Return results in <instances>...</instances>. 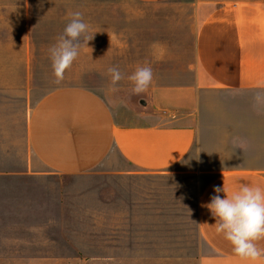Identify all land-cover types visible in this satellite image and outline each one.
Wrapping results in <instances>:
<instances>
[{
  "label": "crops",
  "instance_id": "crops-1",
  "mask_svg": "<svg viewBox=\"0 0 264 264\" xmlns=\"http://www.w3.org/2000/svg\"><path fill=\"white\" fill-rule=\"evenodd\" d=\"M0 1V58L7 67L0 72V137L20 129L32 159L22 168L0 169V258L63 257L59 226L67 224L81 176L94 180L89 225L159 234L174 225L176 179L199 181L213 162L221 169L249 162L217 175L196 206L206 248L197 264H248L216 232L204 205L217 186L229 194L242 184L264 188V0H183L184 53L178 52V21L160 19L168 38L151 48L165 51L159 64L167 70L152 80L173 84L154 87L140 109L64 86L43 94L26 113L39 42L32 35L45 29L31 25L34 0ZM130 1L155 6L172 0ZM50 2L58 7L56 20L59 0Z\"/></svg>",
  "mask_w": 264,
  "mask_h": 264
},
{
  "label": "rangeland",
  "instance_id": "rangeland-1",
  "mask_svg": "<svg viewBox=\"0 0 264 264\" xmlns=\"http://www.w3.org/2000/svg\"><path fill=\"white\" fill-rule=\"evenodd\" d=\"M34 4L37 14L36 17H31V25H43L45 30L32 35L33 42H39L35 56L37 64L30 67L34 77L29 82L30 98L24 107L25 113L43 94L56 87L86 88L112 104L123 103L140 109L141 103L147 100L154 87L173 84L169 81L152 80L146 92L136 95L132 91L134 83L128 77L138 67H151L153 74L158 71L162 74L167 70V66L159 64L165 51L151 48L153 43H157L156 47H159L168 38L166 30H163L164 33L159 30V27H163L160 19L178 21L177 41L181 43L178 52L184 53V33L187 32H184L183 0H172L155 6L141 5L130 0H59V17L56 20L52 17L58 8L55 2L34 0ZM77 11L82 13L83 21L89 25L86 35L93 38L89 41L81 38L78 57L71 68L65 71L63 81L57 84L54 82L49 50L63 34L71 19L70 14ZM6 20L13 22L16 19ZM167 24L166 22L164 26ZM1 63H5V60L0 58ZM110 67L118 68L123 76L115 85V90L107 71ZM5 68L6 65L1 64L0 72H7ZM165 77L167 76H160ZM3 116L1 108L0 118ZM9 116L18 119L16 113ZM5 132L7 135L0 137V169L22 168L27 160L32 159L20 129ZM226 164L227 167L221 169L213 162L209 176L199 181L175 180L174 225L160 227L159 234H125L121 232L119 225H89L88 190L93 188L94 180L87 175L81 176L76 179L80 192L73 195L71 210L66 215L67 224L59 226V255L62 254L63 257L0 258V264H197L198 257L206 249L196 225L198 196L221 172L242 168L243 165L249 166L251 163ZM100 180L103 186L106 179Z\"/></svg>",
  "mask_w": 264,
  "mask_h": 264
},
{
  "label": "clouds",
  "instance_id": "clouds-1",
  "mask_svg": "<svg viewBox=\"0 0 264 264\" xmlns=\"http://www.w3.org/2000/svg\"><path fill=\"white\" fill-rule=\"evenodd\" d=\"M71 19L66 25L58 42L50 48L54 82L59 84L64 79L65 71L70 69L79 55L81 38L89 41L93 36L86 35L89 25L83 21L82 13H71ZM113 90L115 85L123 79L122 73L116 67L108 68ZM134 83L133 93L139 95L147 91L153 79L151 67H138L128 77ZM257 102L262 100L260 94L255 97ZM210 203L207 207L215 219V230L232 245L233 253L248 264H257L264 260V188L242 184L230 194L225 186L215 187ZM226 195L222 198L219 193Z\"/></svg>",
  "mask_w": 264,
  "mask_h": 264
}]
</instances>
